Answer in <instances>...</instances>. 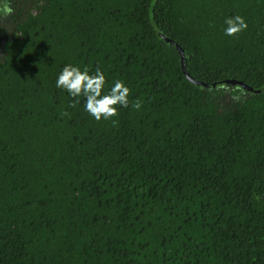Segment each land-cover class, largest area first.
<instances>
[{
  "label": "trees",
  "instance_id": "1",
  "mask_svg": "<svg viewBox=\"0 0 264 264\" xmlns=\"http://www.w3.org/2000/svg\"><path fill=\"white\" fill-rule=\"evenodd\" d=\"M39 1L0 60V264H264V0ZM159 31L194 78L261 91L192 82ZM69 64L129 107L97 121Z\"/></svg>",
  "mask_w": 264,
  "mask_h": 264
},
{
  "label": "clouds",
  "instance_id": "2",
  "mask_svg": "<svg viewBox=\"0 0 264 264\" xmlns=\"http://www.w3.org/2000/svg\"><path fill=\"white\" fill-rule=\"evenodd\" d=\"M14 11L10 0H0V19L11 17ZM225 23L227 25L225 35L227 36H237L248 27L244 17L240 15L229 17ZM106 83V76L99 67L94 73H90L87 67L82 70L79 66L69 64L59 74L56 86L67 90L72 97H85V110L99 121L118 116L119 108H128L130 104L131 89L124 81H116L106 94H102ZM75 103L78 101H74L71 106H75ZM142 103L137 99L131 102V107L139 110Z\"/></svg>",
  "mask_w": 264,
  "mask_h": 264
},
{
  "label": "rangeland",
  "instance_id": "3",
  "mask_svg": "<svg viewBox=\"0 0 264 264\" xmlns=\"http://www.w3.org/2000/svg\"><path fill=\"white\" fill-rule=\"evenodd\" d=\"M11 6L14 8V13L7 19H0V60L4 56L5 38L11 37V32L15 29L16 21L25 17L26 13H36L41 1L39 0H10ZM225 88V87H224ZM220 87L219 90H222ZM219 104L222 109L231 108L236 96L230 89H224L220 92Z\"/></svg>",
  "mask_w": 264,
  "mask_h": 264
},
{
  "label": "water",
  "instance_id": "4",
  "mask_svg": "<svg viewBox=\"0 0 264 264\" xmlns=\"http://www.w3.org/2000/svg\"><path fill=\"white\" fill-rule=\"evenodd\" d=\"M159 34L164 38L166 39L167 41H170L172 42L173 44H175L180 52V55H181V64H182V70L183 72L185 73V75L194 83L196 84H199V85H204L206 87H215L219 84H223V83H232V84H241L244 88L250 90V91H253V92H259L261 91V89H256L252 86H250L249 84L241 81V80H237V79H225V80H222V81H218V82H204V81H200L196 78H194L187 70V66H186V61H185V58H186V55H185V51L183 49V47L177 43L175 40H173L171 37H169L168 35H166L163 31H159Z\"/></svg>",
  "mask_w": 264,
  "mask_h": 264
}]
</instances>
